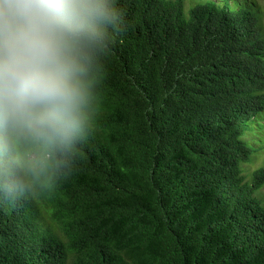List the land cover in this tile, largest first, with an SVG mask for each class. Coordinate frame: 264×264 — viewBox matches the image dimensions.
Instances as JSON below:
<instances>
[{"label":"trees","instance_id":"trees-1","mask_svg":"<svg viewBox=\"0 0 264 264\" xmlns=\"http://www.w3.org/2000/svg\"><path fill=\"white\" fill-rule=\"evenodd\" d=\"M228 1L111 0L92 121L47 178L0 189V264H264V41Z\"/></svg>","mask_w":264,"mask_h":264},{"label":"clouds","instance_id":"clouds-1","mask_svg":"<svg viewBox=\"0 0 264 264\" xmlns=\"http://www.w3.org/2000/svg\"><path fill=\"white\" fill-rule=\"evenodd\" d=\"M114 16L111 0H0V189L44 180L84 137Z\"/></svg>","mask_w":264,"mask_h":264},{"label":"rangeland","instance_id":"rangeland-1","mask_svg":"<svg viewBox=\"0 0 264 264\" xmlns=\"http://www.w3.org/2000/svg\"><path fill=\"white\" fill-rule=\"evenodd\" d=\"M205 1H211V2H214L215 4L221 6V5H224L225 0H184V4H185V8L187 9L189 6H191L193 4L205 2ZM229 5H231V8H238L236 6L242 5L243 7L250 8L251 11L254 12L255 16L258 19V22H257L258 35L264 41V0H229L228 6ZM257 135L253 136V138L258 139L257 144H255V145H256V147H261L262 143L264 142V128L257 131ZM255 154H256V156H255ZM250 162H251V164L245 166L246 172H251L258 167H264V150H261L260 152L254 151L252 154V159L250 160ZM254 194H255V196L258 197V199L260 200V202L264 206V186L261 189H257L254 192Z\"/></svg>","mask_w":264,"mask_h":264}]
</instances>
